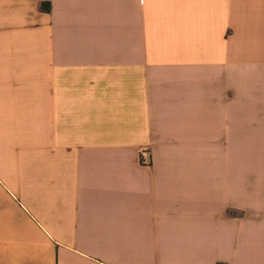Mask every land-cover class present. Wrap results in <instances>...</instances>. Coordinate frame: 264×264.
I'll use <instances>...</instances> for the list:
<instances>
[{"label":"crops","instance_id":"obj_1","mask_svg":"<svg viewBox=\"0 0 264 264\" xmlns=\"http://www.w3.org/2000/svg\"><path fill=\"white\" fill-rule=\"evenodd\" d=\"M0 264H264V0H0Z\"/></svg>","mask_w":264,"mask_h":264},{"label":"built area","instance_id":"obj_2","mask_svg":"<svg viewBox=\"0 0 264 264\" xmlns=\"http://www.w3.org/2000/svg\"><path fill=\"white\" fill-rule=\"evenodd\" d=\"M142 154H143L144 156H148V151H147V150H144V151H142Z\"/></svg>","mask_w":264,"mask_h":264}]
</instances>
